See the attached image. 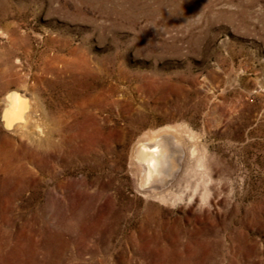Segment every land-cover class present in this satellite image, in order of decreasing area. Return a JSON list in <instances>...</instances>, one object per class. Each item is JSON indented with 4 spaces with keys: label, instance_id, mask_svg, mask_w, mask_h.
Segmentation results:
<instances>
[{
    "label": "rangeland",
    "instance_id": "1",
    "mask_svg": "<svg viewBox=\"0 0 264 264\" xmlns=\"http://www.w3.org/2000/svg\"><path fill=\"white\" fill-rule=\"evenodd\" d=\"M10 89L44 130L0 119L11 264H264V0H0V115ZM165 127L161 197L133 147Z\"/></svg>",
    "mask_w": 264,
    "mask_h": 264
},
{
    "label": "bare ground",
    "instance_id": "2",
    "mask_svg": "<svg viewBox=\"0 0 264 264\" xmlns=\"http://www.w3.org/2000/svg\"><path fill=\"white\" fill-rule=\"evenodd\" d=\"M4 100L5 104L1 111L0 119L2 125L6 129L19 134L28 135V137L33 138H38L41 134H43L44 130L39 123L40 117L36 113V107L30 97H27L24 92H20L18 89H10L4 95ZM32 126L33 130L31 131L30 128ZM173 131H176V129L173 127H165L153 130L150 133H145L137 138V145L133 147V156L135 159H137V162L139 161L140 166V169L138 170L140 177L138 180L140 181L141 185H148L151 187V189L153 188L150 191L153 196L160 195L162 197L164 194L162 186L164 185L165 187L169 176H171L175 170V155L180 149L178 146V134L174 136V133H172ZM31 154L34 155V151L31 150ZM22 155L23 154L18 155V153L12 154L10 151H8V149L4 152H0V161H2L0 162V171H2V177H0L1 195L12 193L14 185H23L25 179L22 177V174L25 169L23 167L24 164L22 165V163L19 161V158H21ZM177 160L179 163V159ZM187 201H193L192 194L187 199ZM10 210L11 209L7 208L6 205L1 206L0 226L12 223L13 218L11 216ZM5 240L6 239L0 233V264H11L12 261L16 259L13 258L14 256H11L10 259L7 256L4 258L5 256L3 255L2 251L3 246H5Z\"/></svg>",
    "mask_w": 264,
    "mask_h": 264
}]
</instances>
